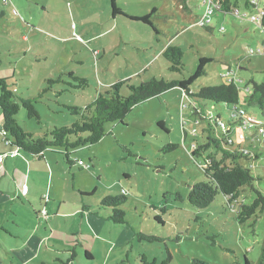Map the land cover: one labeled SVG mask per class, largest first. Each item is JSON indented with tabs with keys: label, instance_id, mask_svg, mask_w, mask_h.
I'll use <instances>...</instances> for the list:
<instances>
[{
	"label": "rangeland",
	"instance_id": "1",
	"mask_svg": "<svg viewBox=\"0 0 264 264\" xmlns=\"http://www.w3.org/2000/svg\"><path fill=\"white\" fill-rule=\"evenodd\" d=\"M207 1L115 0L120 12L114 16L113 0H9L8 5L0 0V78L38 114L30 116L21 107L18 123L43 137L75 123L78 117L68 107L85 109L118 82L187 80L200 59L209 58L213 62L192 92L234 81L239 108L264 125V113L245 105L252 81L264 83V56L251 54L262 48L264 31L249 20L252 11L245 3L250 0H233L244 21L216 12L213 28L205 29L197 24ZM145 17L149 23L131 19ZM168 46L183 51L182 72L170 70L163 57ZM123 95H129L127 88ZM218 118L230 122L225 104L196 100L176 87L135 106L123 122L109 124L98 144L72 153V161L89 169L70 166L64 150L47 152L59 166H51L46 183L51 188L43 199L33 198V205L14 185L0 184V264H63L73 251L74 264H145L144 257L156 264H192L193 259L257 264L264 247V211L240 224L241 204L232 208L222 195L203 210L188 200L191 188L205 180L204 158L193 156V147L207 139L210 125L215 138L226 134L215 126ZM256 134L252 127H236L230 141L259 155L241 163L264 194V135L256 139ZM108 196L126 198L120 207L125 223H116L113 209L102 206ZM255 198L247 187L240 202L251 205Z\"/></svg>",
	"mask_w": 264,
	"mask_h": 264
},
{
	"label": "trees",
	"instance_id": "2",
	"mask_svg": "<svg viewBox=\"0 0 264 264\" xmlns=\"http://www.w3.org/2000/svg\"><path fill=\"white\" fill-rule=\"evenodd\" d=\"M220 4L217 10L224 15H233L234 10L239 9L238 2L233 0H213ZM114 16L120 12L113 0ZM250 8L248 1L247 9ZM155 11L153 12V14ZM4 17V13L0 14V19ZM150 17V16H149ZM149 17L145 18H131L135 20L149 23ZM151 25V24H150ZM264 26V20H263ZM207 29V28H205ZM156 33L158 30L154 29ZM212 29H208L210 31ZM163 57L171 64L170 70L172 72H182L184 70V53L174 46H168L163 53ZM213 62V59L201 58L199 66L194 75L187 80L180 81H166L164 79H152L144 82L139 86L130 84L129 81L118 82L110 87L104 94L99 97L87 108L80 109L77 107H68L73 116L78 119L71 126L57 127L54 130L46 133L43 137H36L35 134L26 132L18 123L17 115L21 107L28 109L30 116H38L35 107L31 101L18 99L15 92L10 89L5 79L0 78V109L3 114L2 131L5 132L6 137L11 142L12 147L17 149L19 153L25 154L31 158H41L47 152L65 151L66 161L70 166L76 164L77 161H72L71 155L78 149L89 145L98 144L104 137L107 136V126L109 124L123 122L127 114L135 106L157 97L173 88L179 87L184 93L196 100H204L214 102L216 104H225L230 113V122L218 120L215 126L220 127L221 123L228 126L226 134L221 137H214L215 130L212 125L208 130L209 136L201 143H197L193 150V156H203L204 165L201 169L204 173L205 180L194 185L190 192L188 200L190 204L200 210L206 209L214 203L219 195H222L232 208L239 206L237 219L240 224L248 222L251 218L256 216L257 212L264 211V194L256 190L254 182L256 179L252 176L251 170L242 165L241 160L246 158H255L258 160L259 155L252 156L247 151H241V147H234L231 143V132L236 127H241L245 119H251L246 115L240 105V88L234 81L225 82L222 85L215 87H204L198 92L194 93L191 90L192 85L201 77L206 75V66ZM1 66V58H0ZM80 85L87 84V80L83 78H75ZM52 82V81H50ZM253 90L245 105L250 108H257L264 113V83L258 84L252 81ZM129 90V95H123V89ZM203 120H207L205 113L196 111ZM253 119V118H252ZM255 120V119H254ZM254 123V130L258 135L259 123ZM256 134V139L258 135ZM232 148V151L227 150ZM175 148V146H170ZM253 188L256 194L255 201L251 205H246L240 202V198L245 188ZM126 198L124 196L114 197L108 196L102 201V206L113 209V216L111 217L116 223H125V212L120 209L125 204ZM86 255L92 259V255L86 252ZM76 252L73 251L71 259L63 264H74ZM145 264L149 263L144 257ZM162 264H169L165 261ZM192 264H212L201 259H193ZM244 264H253L248 259H245ZM257 264H264V247L263 254Z\"/></svg>",
	"mask_w": 264,
	"mask_h": 264
},
{
	"label": "crops",
	"instance_id": "3",
	"mask_svg": "<svg viewBox=\"0 0 264 264\" xmlns=\"http://www.w3.org/2000/svg\"><path fill=\"white\" fill-rule=\"evenodd\" d=\"M247 6L248 1L245 3L246 8ZM9 148L0 133V156L9 153L11 151ZM52 165L59 166L58 160L47 153L41 158H31L22 153L16 157L8 155L2 163L0 162V184L4 186L8 182L14 185L12 188H16L18 192L21 190V194L23 193L34 205L33 198H42L45 189L51 188L49 184L47 187L46 183L52 179ZM5 179L6 181H4ZM0 193L4 194L3 188ZM30 194H33L31 198L29 197Z\"/></svg>",
	"mask_w": 264,
	"mask_h": 264
},
{
	"label": "built area",
	"instance_id": "4",
	"mask_svg": "<svg viewBox=\"0 0 264 264\" xmlns=\"http://www.w3.org/2000/svg\"><path fill=\"white\" fill-rule=\"evenodd\" d=\"M250 11H252L251 17H249L250 21L254 24H256L260 29L264 31V26H263V20H264V0H250ZM3 3L5 5L9 4V0H3ZM208 7L206 13L201 17L198 21V26L203 27V28H213V16H215L217 10L220 8V4L218 2H215L213 0H208L207 1ZM15 12V10H13ZM234 17L240 18L241 21H243V15L240 9H236L233 12ZM247 18V17H246ZM221 30H224L223 27H221ZM251 54H261L264 56V43L262 45V48L258 51H251ZM254 119H245L241 125V128H243L245 131L249 130L251 127L253 128L254 125ZM258 126V132L259 134H264V125L259 123ZM220 128L223 130L227 131L228 126L225 123L220 124ZM3 136L5 137L4 142L7 147H12L11 142L8 140L6 137V134L4 131H2ZM194 149L196 148L195 146L193 147ZM248 154V152H245ZM11 157H16L19 155V151L17 149H12L9 153L3 154L0 156V162L2 163L7 156ZM77 165L89 169V166H87L83 161H77ZM42 215L47 216V212H43Z\"/></svg>",
	"mask_w": 264,
	"mask_h": 264
}]
</instances>
